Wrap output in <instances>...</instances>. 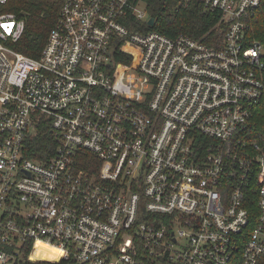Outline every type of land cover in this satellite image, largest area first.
Instances as JSON below:
<instances>
[{
    "label": "built area",
    "instance_id": "obj_1",
    "mask_svg": "<svg viewBox=\"0 0 264 264\" xmlns=\"http://www.w3.org/2000/svg\"><path fill=\"white\" fill-rule=\"evenodd\" d=\"M57 1L36 58L0 0V264H264L263 0H195L207 40L132 30L144 2Z\"/></svg>",
    "mask_w": 264,
    "mask_h": 264
},
{
    "label": "trees",
    "instance_id": "obj_2",
    "mask_svg": "<svg viewBox=\"0 0 264 264\" xmlns=\"http://www.w3.org/2000/svg\"><path fill=\"white\" fill-rule=\"evenodd\" d=\"M144 2L146 10L151 17L156 19L153 26H148L145 22L131 16L128 26L132 30L140 28L143 30H157L171 37L186 34L196 39L207 40V33L210 30L215 32L218 19L215 13L204 12L202 5L195 0H134ZM60 2L55 0H8L3 5V10L13 12L19 19H24L26 29L23 36L13 47L31 57H39L48 40L49 33L58 19L60 12ZM216 16V14H215ZM252 37L264 43V0L260 8L255 13L252 20ZM213 36V35H211ZM258 122L264 126V108L258 116ZM54 143L50 134V124L48 121L37 129L35 137L32 139L31 148L28 152L29 157L38 159L47 156V146ZM52 154V152H51ZM87 156L95 158L94 155L87 153ZM94 160V159H93ZM86 164H81V168H86ZM37 247L34 256L44 254L49 257L50 253Z\"/></svg>",
    "mask_w": 264,
    "mask_h": 264
},
{
    "label": "water",
    "instance_id": "obj_3",
    "mask_svg": "<svg viewBox=\"0 0 264 264\" xmlns=\"http://www.w3.org/2000/svg\"><path fill=\"white\" fill-rule=\"evenodd\" d=\"M149 24L152 25V26L155 24V18L154 17L150 18Z\"/></svg>",
    "mask_w": 264,
    "mask_h": 264
},
{
    "label": "rangeland",
    "instance_id": "obj_4",
    "mask_svg": "<svg viewBox=\"0 0 264 264\" xmlns=\"http://www.w3.org/2000/svg\"><path fill=\"white\" fill-rule=\"evenodd\" d=\"M144 8H145L144 3H141L140 6H139V9L143 10Z\"/></svg>",
    "mask_w": 264,
    "mask_h": 264
}]
</instances>
